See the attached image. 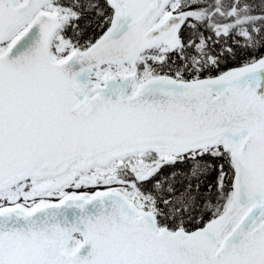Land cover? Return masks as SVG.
<instances>
[{
  "label": "snow or ice",
  "instance_id": "obj_1",
  "mask_svg": "<svg viewBox=\"0 0 264 264\" xmlns=\"http://www.w3.org/2000/svg\"><path fill=\"white\" fill-rule=\"evenodd\" d=\"M0 264H264V0H0Z\"/></svg>",
  "mask_w": 264,
  "mask_h": 264
}]
</instances>
